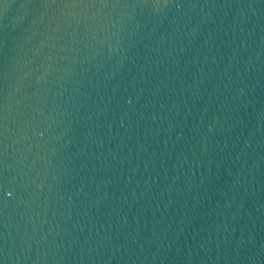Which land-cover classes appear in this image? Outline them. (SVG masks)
I'll use <instances>...</instances> for the list:
<instances>
[{
  "label": "water",
  "instance_id": "water-1",
  "mask_svg": "<svg viewBox=\"0 0 264 264\" xmlns=\"http://www.w3.org/2000/svg\"><path fill=\"white\" fill-rule=\"evenodd\" d=\"M0 264H264V0H0Z\"/></svg>",
  "mask_w": 264,
  "mask_h": 264
}]
</instances>
